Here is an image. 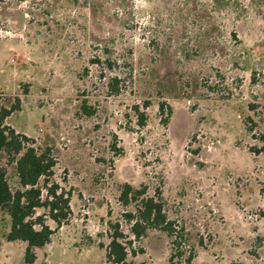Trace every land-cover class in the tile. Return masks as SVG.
I'll return each mask as SVG.
<instances>
[{"label":"rangeland","instance_id":"374dc122","mask_svg":"<svg viewBox=\"0 0 264 264\" xmlns=\"http://www.w3.org/2000/svg\"><path fill=\"white\" fill-rule=\"evenodd\" d=\"M118 1L0 0V96L20 101L6 124L52 150L71 194L33 264H108L116 222L135 264H264V10L242 0L201 38L185 0ZM126 184L174 235L133 236ZM10 227L1 212L0 264H27Z\"/></svg>","mask_w":264,"mask_h":264},{"label":"trees","instance_id":"16d2710c","mask_svg":"<svg viewBox=\"0 0 264 264\" xmlns=\"http://www.w3.org/2000/svg\"><path fill=\"white\" fill-rule=\"evenodd\" d=\"M249 3L257 12H263L264 0H249ZM187 4V19L202 29L196 33L201 38L214 36L221 15L236 13L240 17L248 7L242 0H185L186 7ZM19 104L17 100L8 107L0 96V159L6 160L4 164L0 163V216L1 212H5L11 219L7 241L25 243V262L33 264L37 260V249L48 245L55 233L48 221H53L58 229L71 216V194L53 179L56 160L52 150L38 147L34 139L6 124L7 118L19 110ZM250 131L253 132L251 128ZM11 170L18 177L17 187L10 184L8 176ZM145 194V189L136 190L126 184L119 197L124 205L137 203L136 214L124 215L131 225L133 236L140 239L149 228H161L174 235L173 222L169 221L162 201ZM109 237L107 263L135 264L129 260L130 250L136 254L132 249V240L127 241L120 222L109 224Z\"/></svg>","mask_w":264,"mask_h":264},{"label":"crops","instance_id":"0c3cea01","mask_svg":"<svg viewBox=\"0 0 264 264\" xmlns=\"http://www.w3.org/2000/svg\"><path fill=\"white\" fill-rule=\"evenodd\" d=\"M8 243H9V244H8L7 246H9V247H10L11 245H13V244H12L11 242H9V241H8ZM46 246H47V245H46ZM46 246H44L43 248H45ZM2 247H3V246H2ZM5 248H6V247H5ZM43 248H41V249H43ZM41 249H37V252H38V250H41ZM37 259H38V253H37ZM36 261H37V260H36Z\"/></svg>","mask_w":264,"mask_h":264}]
</instances>
